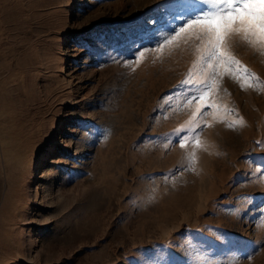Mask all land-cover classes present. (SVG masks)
Wrapping results in <instances>:
<instances>
[{
    "label": "rangeland",
    "instance_id": "1",
    "mask_svg": "<svg viewBox=\"0 0 264 264\" xmlns=\"http://www.w3.org/2000/svg\"><path fill=\"white\" fill-rule=\"evenodd\" d=\"M217 3L0 0V264H264V50L214 64Z\"/></svg>",
    "mask_w": 264,
    "mask_h": 264
},
{
    "label": "snow or ice",
    "instance_id": "2",
    "mask_svg": "<svg viewBox=\"0 0 264 264\" xmlns=\"http://www.w3.org/2000/svg\"><path fill=\"white\" fill-rule=\"evenodd\" d=\"M215 7V11L196 16L188 25L197 30L199 39L207 41V55L214 64H240L223 51L235 37L264 50V0H218ZM247 71L243 68L244 73Z\"/></svg>",
    "mask_w": 264,
    "mask_h": 264
},
{
    "label": "bare ground",
    "instance_id": "3",
    "mask_svg": "<svg viewBox=\"0 0 264 264\" xmlns=\"http://www.w3.org/2000/svg\"><path fill=\"white\" fill-rule=\"evenodd\" d=\"M19 148L21 147V144L18 146ZM14 158H16L15 156H14ZM22 161V158H20V159H18L17 160V164L19 165L20 164V162ZM13 163H15V162H13ZM16 165V164H15ZM13 186V185H12ZM11 187V186H10ZM14 187V186H13ZM13 187H11L10 188V191H9V201L10 202H15V198H14V188ZM9 203V202H8ZM11 204V203H10ZM9 204V205H10ZM4 207V206H3ZM6 208V207H5ZM5 210V209H4ZM9 211L8 212H6V211H2V212H0V244H7L8 243V240H9V238H8V236H10V234H12V231H13V228L12 227H10V226H6V222L8 221L7 220V218L9 219ZM6 223V224H5Z\"/></svg>",
    "mask_w": 264,
    "mask_h": 264
}]
</instances>
